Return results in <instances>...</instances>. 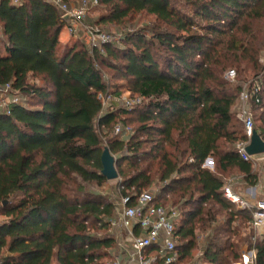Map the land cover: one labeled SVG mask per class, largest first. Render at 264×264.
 <instances>
[{"label": "trees", "instance_id": "1", "mask_svg": "<svg viewBox=\"0 0 264 264\" xmlns=\"http://www.w3.org/2000/svg\"><path fill=\"white\" fill-rule=\"evenodd\" d=\"M98 1L106 13L96 24L123 23L141 12L157 23L126 32L120 44H62L66 24L53 4L0 0V85L24 95L0 112V264H106L116 243L107 225L114 202L82 184L108 180L105 146L133 196L165 183L161 201L181 213L176 234L183 262L200 239L209 264H232L242 242L264 264V239L252 226L255 208H240L224 195L231 169L252 186L259 181L253 161L237 151L247 139L234 109L242 87L225 76L261 69L264 0ZM105 69L127 79L143 101L104 111ZM258 74L264 77V70ZM30 76L44 83L33 84ZM253 106L263 109L255 130L264 139V90ZM129 122L138 126L115 133L118 123ZM209 156L213 169L204 166ZM239 219L252 232L235 242Z\"/></svg>", "mask_w": 264, "mask_h": 264}, {"label": "built area", "instance_id": "2", "mask_svg": "<svg viewBox=\"0 0 264 264\" xmlns=\"http://www.w3.org/2000/svg\"><path fill=\"white\" fill-rule=\"evenodd\" d=\"M15 3L20 0H13ZM60 12L62 20L70 16V22L65 24L75 36H80L78 28H86L90 34L91 46L104 43H116L123 35L111 34L100 30L97 26L87 25L86 16L90 7L99 4L98 0H47ZM235 70H229L226 78L233 80ZM263 74H258L249 83L242 87L237 104V115L244 124L247 139L240 141L237 151L246 161H256L255 155H250L246 148L250 143L255 130L254 117L251 110L253 104L261 102L264 80ZM104 94L100 97L104 104ZM106 97L111 99V94ZM118 99V98H117ZM114 101V100H113ZM131 108L140 104L143 99L135 95L133 100H124ZM22 95L19 90L9 84L0 85V112H9L14 103H21ZM129 127L118 123L115 126L116 134H129ZM231 180L225 182L224 195L240 208H255L252 226L258 230V237L264 239V199L253 201L250 196L236 192ZM161 187L157 190L144 189L133 196L125 182L119 177L117 195L114 202L115 212L107 222L108 233L115 236V247L111 249V261L108 264H193L183 262L177 248L176 225L180 220V210L171 203L161 201ZM168 196V195H166ZM253 238V240H255ZM257 249L249 245L244 247L242 255L232 264H258Z\"/></svg>", "mask_w": 264, "mask_h": 264}, {"label": "rangeland", "instance_id": "3", "mask_svg": "<svg viewBox=\"0 0 264 264\" xmlns=\"http://www.w3.org/2000/svg\"><path fill=\"white\" fill-rule=\"evenodd\" d=\"M75 1H81V0H75ZM89 1V0H88ZM106 13V9L100 5H97L95 7H90V10L88 12V15L86 16L85 22L87 25L90 26H97L100 30L118 35V38L120 39V35L125 34L128 31H134V30H149L151 29L157 22L156 18L153 15H149L146 12H141L139 14H135L130 16L128 19H126L123 23L118 24H96L97 18L103 14ZM80 36H75L72 34L68 26L65 25V27L62 29V32L60 34V41L62 44H66L68 42H74L75 40L79 39L80 41H84L88 46H91V39L90 34L86 30V28L80 27L78 28ZM1 32V31H0ZM120 40L116 42V44H120ZM259 62L261 65V69L264 70V50L260 53ZM260 69V70H261ZM259 71H252L251 69L246 71L243 75L235 71V77L234 79L230 80L231 82L239 83L241 87L245 86L247 83L251 81L253 77H255ZM107 79L110 83V89L109 94H111V99H108L106 97V94H104V111L108 110L112 107H120V106H128L126 101L124 100H133L136 94L132 92L130 89L129 82L127 79H120L119 76L116 74L115 71H109L107 69L104 70ZM226 77V76H225ZM264 78V77H263ZM30 81L33 84L42 85L44 82L39 77L30 76ZM22 95V100H24V95ZM118 98V99H117ZM114 100V101H113ZM236 109V106L234 107ZM251 110L254 117V126L257 127L261 124V114H262V107L261 106H251ZM237 112V110H236ZM238 117V115H237ZM125 118V117H124ZM239 118V117H238ZM240 119V118H239ZM241 120V119H240ZM130 130L132 131V127H137L136 122H129L128 123ZM213 158L212 156H210ZM255 160L252 163L253 173H255L259 179V181H262L264 183V153H260L255 155ZM214 160V159H213ZM205 167H210V165L204 163ZM244 174L240 172L237 169H231L225 174V182L228 180H231L234 187L241 188L242 192H244V189H246L249 186H252L248 184L244 179ZM86 190L92 191L99 194H104L112 199L113 202H117L118 195H117V187H118V179H111L105 181L101 185H96L94 183H83ZM165 183L163 182H155L147 189L151 190H157L158 188L162 187ZM259 184V182H258ZM257 184V185H258ZM248 185V186H247ZM261 185V184H259ZM254 186V185H253ZM261 187V186H260ZM264 190V188H263ZM238 191V190H237ZM245 195V193H242ZM5 217L0 212V223L4 221ZM234 228H239L238 233L234 236H231V240L237 242V239L239 238H245L249 235L250 232H252V228L249 225V223H241V220L237 221L233 224ZM256 235L258 236V230H254ZM104 231L100 232L99 234L102 235ZM229 235H224V238L226 239ZM199 245L194 248L191 252V255L189 256L187 263H193V264H209L207 260L204 258L203 254V242L202 240L198 239ZM248 246V243L242 242L239 247L240 256L242 255V251L244 247ZM111 257L104 260L106 264H108L111 261Z\"/></svg>", "mask_w": 264, "mask_h": 264}, {"label": "water", "instance_id": "4", "mask_svg": "<svg viewBox=\"0 0 264 264\" xmlns=\"http://www.w3.org/2000/svg\"><path fill=\"white\" fill-rule=\"evenodd\" d=\"M65 22L68 24L70 22V16L66 15L64 17ZM247 152L250 155H257L260 153H264V139L258 133L257 130L253 131L251 136L250 143L246 148ZM101 162H102V174L108 179H118L119 174L116 169V162L117 159L114 154L111 153L110 149L105 146L102 155H101ZM208 164L210 167H214V160L210 156L205 160V165Z\"/></svg>", "mask_w": 264, "mask_h": 264}, {"label": "crops", "instance_id": "5", "mask_svg": "<svg viewBox=\"0 0 264 264\" xmlns=\"http://www.w3.org/2000/svg\"><path fill=\"white\" fill-rule=\"evenodd\" d=\"M259 182V184H261V185H259L258 183V185L256 184V185H254V186H249V187H247L246 189H244V192H242L241 190V188H236V187H234V190L236 191V192H240V193H245V195H248V196H250V198L253 200V201H255V200H263L264 199V190H263V188H264V183L262 182V181H258ZM248 186V185H247ZM261 186V187H260ZM238 190V191H237Z\"/></svg>", "mask_w": 264, "mask_h": 264}]
</instances>
